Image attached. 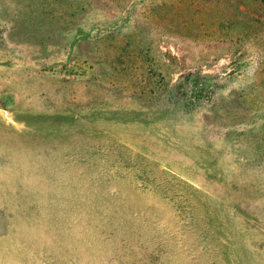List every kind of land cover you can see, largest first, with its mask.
<instances>
[{"label":"rangeland","instance_id":"rangeland-1","mask_svg":"<svg viewBox=\"0 0 264 264\" xmlns=\"http://www.w3.org/2000/svg\"><path fill=\"white\" fill-rule=\"evenodd\" d=\"M0 264H264V0H0Z\"/></svg>","mask_w":264,"mask_h":264},{"label":"trees","instance_id":"trees-1","mask_svg":"<svg viewBox=\"0 0 264 264\" xmlns=\"http://www.w3.org/2000/svg\"><path fill=\"white\" fill-rule=\"evenodd\" d=\"M179 86L181 87V85H179ZM179 86H178V87H179Z\"/></svg>","mask_w":264,"mask_h":264}]
</instances>
